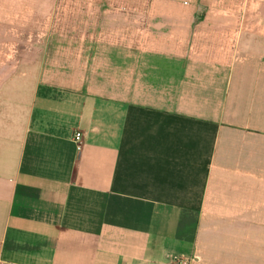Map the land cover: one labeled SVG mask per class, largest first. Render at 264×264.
<instances>
[{"label":"crops","instance_id":"obj_1","mask_svg":"<svg viewBox=\"0 0 264 264\" xmlns=\"http://www.w3.org/2000/svg\"><path fill=\"white\" fill-rule=\"evenodd\" d=\"M0 264H264V0H0Z\"/></svg>","mask_w":264,"mask_h":264},{"label":"built area","instance_id":"obj_2","mask_svg":"<svg viewBox=\"0 0 264 264\" xmlns=\"http://www.w3.org/2000/svg\"><path fill=\"white\" fill-rule=\"evenodd\" d=\"M82 138H83V135H82V133H80V132H77V133L74 135V141L76 142V144L78 145V147H79L80 144H81Z\"/></svg>","mask_w":264,"mask_h":264}]
</instances>
